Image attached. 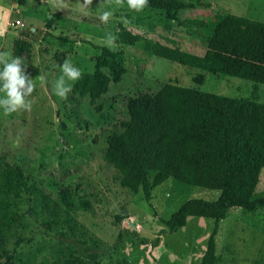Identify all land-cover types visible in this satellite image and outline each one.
Listing matches in <instances>:
<instances>
[{"label": "rangeland", "instance_id": "rangeland-1", "mask_svg": "<svg viewBox=\"0 0 264 264\" xmlns=\"http://www.w3.org/2000/svg\"><path fill=\"white\" fill-rule=\"evenodd\" d=\"M201 1L208 6L194 4L178 12L180 19L204 22L196 28L166 19L162 10L145 7L136 12L126 0H0V54L26 61L35 84L26 98L29 109L0 111V158L19 167L28 183L52 198L68 187L75 199L89 200V210H72L69 218L92 236L74 235L65 223L47 227L39 202L24 196L10 201L9 207L21 242L6 243L0 264L8 256L10 264H61L86 249L98 254L90 264H117L120 259L130 264H198L215 226V264H264V209L249 213L231 208L217 223L189 217L184 227L168 233L162 220L182 203L193 198L214 201L219 193L167 178L150 190L146 201L141 189L131 193L121 187L117 170L104 160L109 139L120 135V124L128 120V99L154 94L165 83L264 103L262 84L212 75L143 50L144 40H152L201 54L207 37L226 15L264 22V0ZM104 10L113 12L107 23L99 19ZM119 26L127 42H115L113 51L105 46V38L116 35ZM103 48L115 53L125 73L100 95V110L93 109L88 97L71 91L66 98L58 97L54 85L62 73L53 65L68 58L82 75L92 73ZM152 178L150 173L149 181ZM256 192H264V168Z\"/></svg>", "mask_w": 264, "mask_h": 264}, {"label": "trees", "instance_id": "trees-1", "mask_svg": "<svg viewBox=\"0 0 264 264\" xmlns=\"http://www.w3.org/2000/svg\"><path fill=\"white\" fill-rule=\"evenodd\" d=\"M194 1L149 0L146 7L162 10L166 19L180 25L201 28L202 20L178 17V12L191 9L194 4L208 6L201 0ZM115 36L116 43L127 42L121 26ZM142 48L181 66L264 85L261 21L226 15L207 37L201 54L152 40H144ZM102 56L96 58L93 72L82 75L71 89L73 96L88 97L96 112L100 110L96 104L100 95L107 91L109 83H119L125 73L115 53L103 48ZM126 110L128 120L120 124L122 133L109 139L104 152V160L119 174L121 187L131 193L141 189L146 201L150 199V190L167 178L219 193L214 201L193 198L182 203L168 219L162 220L168 233L184 227L189 217L209 218L217 223L231 208L249 213L264 209V192H256L259 173L264 168V103L165 83L154 94L129 98ZM0 165V252L11 240L15 245L21 242L9 207L10 201L24 196L28 201L39 202L47 227L65 223L70 233L89 235L69 218L72 210H89V200L75 199L68 187L60 188L52 198L28 183L19 167L2 158ZM150 173L153 178L149 181ZM216 229L215 226L209 235L198 264L216 263ZM156 242L157 238L152 244ZM97 257V253L86 249L70 254L61 264H90ZM11 259L8 256L3 264H10ZM117 264L130 263L120 259Z\"/></svg>", "mask_w": 264, "mask_h": 264}, {"label": "clouds", "instance_id": "clouds-1", "mask_svg": "<svg viewBox=\"0 0 264 264\" xmlns=\"http://www.w3.org/2000/svg\"><path fill=\"white\" fill-rule=\"evenodd\" d=\"M126 3L129 9L141 12L148 5L149 0H126ZM112 16L111 10L99 13L102 23H107ZM116 40L117 37L114 34H107L105 46L114 51ZM0 56L4 57L0 59V111L11 114L19 109H29L31 105L26 98L33 92L35 84L28 72V63L10 53L0 54ZM53 67H58L62 73L55 82L54 92L58 97L66 98L71 91L72 83L82 77V71L68 58H65L62 64L53 65Z\"/></svg>", "mask_w": 264, "mask_h": 264}]
</instances>
